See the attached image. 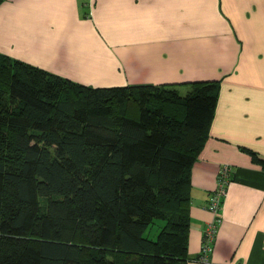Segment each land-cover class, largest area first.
I'll list each match as a JSON object with an SVG mask.
<instances>
[{
    "label": "trees",
    "instance_id": "obj_1",
    "mask_svg": "<svg viewBox=\"0 0 264 264\" xmlns=\"http://www.w3.org/2000/svg\"><path fill=\"white\" fill-rule=\"evenodd\" d=\"M219 89L94 87L0 52V264L201 261L190 174Z\"/></svg>",
    "mask_w": 264,
    "mask_h": 264
},
{
    "label": "crops",
    "instance_id": "obj_2",
    "mask_svg": "<svg viewBox=\"0 0 264 264\" xmlns=\"http://www.w3.org/2000/svg\"><path fill=\"white\" fill-rule=\"evenodd\" d=\"M32 49L48 61L34 65L94 87L219 80L190 174L191 257L224 165L231 178L207 261L188 264H264V170L242 149L264 157V0H0V52Z\"/></svg>",
    "mask_w": 264,
    "mask_h": 264
},
{
    "label": "built area",
    "instance_id": "obj_3",
    "mask_svg": "<svg viewBox=\"0 0 264 264\" xmlns=\"http://www.w3.org/2000/svg\"><path fill=\"white\" fill-rule=\"evenodd\" d=\"M231 171H232L231 165H224L222 167L219 175L218 187L212 194H210L208 200V209L216 215V221L208 224V227L206 228L205 240L203 246V256L201 258V261H207L205 255L207 254L208 251L211 250L210 244L215 238L217 227L221 222L219 211L221 208L222 199L226 194L227 184L229 183L231 178Z\"/></svg>",
    "mask_w": 264,
    "mask_h": 264
},
{
    "label": "rangeland",
    "instance_id": "obj_4",
    "mask_svg": "<svg viewBox=\"0 0 264 264\" xmlns=\"http://www.w3.org/2000/svg\"><path fill=\"white\" fill-rule=\"evenodd\" d=\"M91 12V11H90ZM34 45V41H33V38L31 39V42H30V45ZM33 47V46H32ZM21 56H23V61H25V62H27L26 60H28V61H32L33 63V65H34V63H39V64H41V65H46L47 63H48V61L47 60H45L44 58L45 57H43L42 56V59L41 60H37L38 59V55H39V53L38 52H36V51H34L33 49L32 50H29V52L28 51H21ZM26 59V60H25ZM182 90H184V89H182Z\"/></svg>",
    "mask_w": 264,
    "mask_h": 264
}]
</instances>
